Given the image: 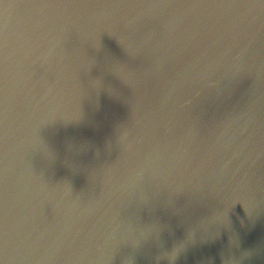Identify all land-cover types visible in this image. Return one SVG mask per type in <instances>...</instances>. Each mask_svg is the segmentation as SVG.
Wrapping results in <instances>:
<instances>
[{
  "label": "water",
  "instance_id": "water-1",
  "mask_svg": "<svg viewBox=\"0 0 264 264\" xmlns=\"http://www.w3.org/2000/svg\"><path fill=\"white\" fill-rule=\"evenodd\" d=\"M0 264H264V0H0Z\"/></svg>",
  "mask_w": 264,
  "mask_h": 264
}]
</instances>
